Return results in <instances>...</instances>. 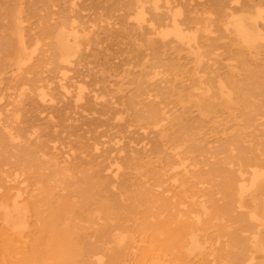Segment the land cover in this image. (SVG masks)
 <instances>
[{
	"label": "bare ground",
	"instance_id": "bare-ground-1",
	"mask_svg": "<svg viewBox=\"0 0 264 264\" xmlns=\"http://www.w3.org/2000/svg\"><path fill=\"white\" fill-rule=\"evenodd\" d=\"M60 1L0 0V76L10 73L14 81L13 92L0 100V108H7L0 113V264H264V130L254 136L244 131L264 126L257 123L264 102L255 98L261 95L258 85L248 89V82L242 88L233 75L221 78L212 71L206 59L212 48L200 37L213 33V21L185 15L180 0H111L113 8H127L121 17L153 36L132 45L135 59L185 50L194 64L191 104L204 113L214 106L239 110V163L225 177L227 205L222 208L208 205L205 196L187 195L184 184L195 179L189 175L193 165H186L178 151L169 154L174 160L166 169L153 170L148 188L131 180L141 176L133 173L144 163L137 155L165 151L170 116L155 101L158 94L154 97L147 88L151 81H134L127 101L119 102L94 86V80L81 77L79 67L94 56L89 52L98 50L99 41L89 24L77 21L87 18L78 9L82 2L64 0L62 8ZM258 1L262 6L248 4L253 10L243 15L232 13L236 0L205 3L230 17L217 21V29L255 49L264 43V0ZM36 15L40 34L30 42L23 23ZM218 58L216 53L214 60ZM153 68V78L163 83L166 71ZM141 75L147 76L143 69ZM65 104L78 119L63 113ZM100 108L108 120L100 118ZM131 109L146 120L133 131L140 139L134 146L120 135L131 127L124 116ZM53 115L61 123L82 120L91 126L99 121L93 130L105 126L117 131L106 141L100 140L104 133L78 141L63 152L69 159L59 160L56 153L47 157L56 148L44 140L41 128L56 126ZM87 157L102 166H86L92 162ZM137 159L140 166L133 163ZM175 171L184 176L180 183L169 174ZM168 182H173L170 188ZM175 185L179 190H172ZM234 211L239 212V228L227 233L222 221ZM215 227L223 235L225 231V244L203 233ZM242 232L249 234L242 237Z\"/></svg>",
	"mask_w": 264,
	"mask_h": 264
},
{
	"label": "rangeland",
	"instance_id": "rangeland-1",
	"mask_svg": "<svg viewBox=\"0 0 264 264\" xmlns=\"http://www.w3.org/2000/svg\"><path fill=\"white\" fill-rule=\"evenodd\" d=\"M80 1L82 4L78 9L87 18H80L77 21L81 24H89L95 31V39L99 41L98 50L89 52L90 54L94 53V56L89 57L79 67L81 77L89 82L94 80V83L96 82L94 86L104 88L108 98L113 97V100L117 101L118 99L119 102L127 101L128 96L134 89V81L138 79L151 81L152 85L147 84V88L153 90L151 94L154 97L158 94L155 101L160 102L159 107L165 108L170 116L167 131L163 136L165 151L159 154L155 150H150L149 148L152 147L150 143L147 146L150 151L148 150L142 155L135 154L138 158L142 157L144 163L141 167L133 170L134 174L139 175L141 173V176L137 180L132 176L131 180L134 182L141 181L144 183V187L148 188L150 183H147V181L149 176L154 173L153 170L159 171L165 168L167 163L174 160L169 154L178 151L180 158L186 160V165H193L190 168L189 175L194 174L195 179L192 178L190 182L184 184L188 191L187 195L205 196L208 205L220 208L226 207L227 200L223 194V183L225 177L229 175V172L234 171L239 163V147L236 145L237 139L235 137L238 130L242 129L238 125V120L241 119L239 110L214 106L205 113L203 111L199 112L191 104L192 98L189 97L195 82L192 74L194 64L187 51L179 49L166 50L165 52H159L156 57L148 56L137 60L131 52L132 45L143 43L144 39L153 36L143 30L136 29L131 24L130 19L121 17L127 11V8H113L111 0ZM180 1L183 3L180 10L185 15L203 22L208 18L213 21L212 27H210L213 33L207 32V35H204L203 38L200 37V41L209 44L212 48L213 53L206 55L207 63L213 69L212 71H215L221 78H230L233 75V79L242 88H246L248 82H250L248 89L258 85L261 95H255V98L263 103L264 43H260L255 49H247L236 40H233L231 36H228L224 30L217 29V21H229L230 17L218 13L217 8L205 3L207 0ZM63 2L64 0L60 1L59 7L67 6V4L63 5ZM248 4L262 6V2L258 0H236L232 4L234 7L232 13L243 15L250 12L253 9ZM62 10L60 9V12ZM40 14L42 15L44 12L42 11ZM38 18L39 15L29 16L26 22L23 23L27 41L31 42L40 34L41 26ZM191 26H194V24H191ZM216 53L219 58L214 60ZM153 67L166 71L167 75L163 83L153 78ZM142 69L147 76L141 75ZM248 71L251 72L250 78L247 74ZM13 82L10 73L0 76V100L2 103L7 99V95L13 92ZM6 109L0 108V113H4ZM62 109H64L63 113L66 116L70 115L78 119L79 115L73 113L70 104H65ZM100 112L104 113V116L100 118L108 120L110 115L105 113V108H100ZM261 112L264 113V108ZM124 116L131 127L128 132L121 131L119 133L124 137L123 141L125 143L129 142L134 146L140 139L139 133L133 131L144 126L146 120L144 116L136 118L133 109L129 110L127 115ZM59 119V117L52 116V122L56 124L53 128H46L45 125L41 126L46 133L44 140H48L49 146L56 148L49 149L51 154H48L47 157L52 156V153H56L59 160L69 159V153L63 152L69 150L78 141L84 142L86 138L96 137L98 133H104L100 140L106 141L111 133L117 131V129L108 130L105 126L98 128L96 131L93 130L99 121L90 126L83 124L82 120L61 123ZM43 122H37V124ZM260 122H264V116L258 117L257 123ZM257 123H255V127ZM68 125L71 127H64ZM262 130H264V126L258 125L254 129L244 131H247V133L251 131L254 136L261 134ZM150 136L152 137V135ZM247 139H251V137H247ZM88 142L93 143L94 141L90 139ZM96 143L99 142L96 141ZM142 143H145V141ZM126 153L125 151L122 155L124 156ZM159 157L160 160H158ZM86 160L92 161L85 162L86 166H93L94 168L102 166L95 162L100 160L94 161L91 157H87ZM133 163L138 166L141 165L140 159L134 160ZM177 172L179 171L169 172V174L176 175V179L180 183L184 176L182 173ZM172 183L168 182L166 186L170 188L169 185ZM134 189H136V186ZM172 190L177 191L179 188L175 185ZM262 199L264 204V198ZM238 216L239 212L234 211L232 217H226L222 221V223L228 224V227L225 228L227 233L238 230L239 227L236 223ZM215 223L213 221V224ZM203 233H209L210 237L218 238L219 245L220 243L225 244L228 239L225 231L223 235V230L219 231V228L216 227ZM248 234V232H242L240 235L245 237Z\"/></svg>",
	"mask_w": 264,
	"mask_h": 264
}]
</instances>
